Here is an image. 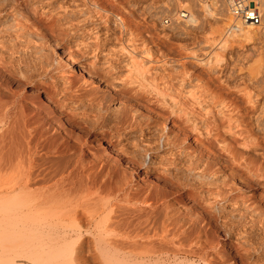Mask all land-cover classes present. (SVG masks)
Wrapping results in <instances>:
<instances>
[{
    "label": "bare ground",
    "instance_id": "obj_1",
    "mask_svg": "<svg viewBox=\"0 0 264 264\" xmlns=\"http://www.w3.org/2000/svg\"><path fill=\"white\" fill-rule=\"evenodd\" d=\"M75 3L77 2L74 0H0V67L13 74H20L24 83L32 86L30 93L36 96L43 91L44 85H49L51 98L61 104V107L69 106L66 96L69 88L73 90L70 75L74 68L59 59L54 50L50 49L48 36L59 37L68 45L71 40L69 32L46 30L52 31L57 27L55 24H61L60 21L63 20L67 23L70 19L72 22ZM202 3L203 11L208 17H213V10H216L219 4L217 0H204ZM221 5L224 6L223 15L217 20L219 24L227 25L225 31L221 32L222 25L215 28L216 19L212 20L216 23L215 26L211 23L215 28L213 33L218 31L221 35V38L218 37L219 43L222 41L221 50L226 47L225 44L231 42L239 44L264 36V0H260L262 21L258 26L242 23L226 9L223 2ZM182 7V10H178V13L175 11L168 18L178 16L188 26L197 24L198 19L191 8L184 5ZM103 28L93 24L86 29L93 31L96 42L92 44L90 51L82 43L84 48L82 53L79 50L78 57L81 60L90 58L88 67L86 66L89 72L98 69V73L109 78V81L127 87L128 83L123 78L140 73L139 68H143L145 64L136 62V58L130 55L121 57L119 47L112 51L102 49L97 52L96 43L102 38L99 40L96 35ZM64 29H67V26ZM104 29L101 34L107 32V29ZM43 30L45 32H42ZM210 32L209 35L212 36L213 33L211 35ZM216 36L218 34L215 39ZM214 54L215 57L209 58L210 62L208 61L210 68L205 66L208 74L206 79L197 74L193 75L190 68H184L185 72L181 71L184 73L182 81L179 78L180 73V82L176 83L178 81L175 80L177 86L170 83L167 94L157 93L158 91L157 94L152 93L156 105L166 107L168 115L174 118L170 121V126L160 127L155 124L156 126L148 128L150 115L144 117L134 110L130 112L128 124H124L129 133L123 132L124 134L113 135L112 138L120 143L122 140L128 142L129 137L133 135L131 129H139L146 124L147 135L155 136L153 140L155 139L157 145L140 147L138 142L141 138H137L135 143L136 138L133 136L131 145L121 144V153L123 151V155H131L130 159L132 156L139 158L140 161L135 159L141 162L140 166L149 170L160 167L162 173L184 186H197L196 197L220 221L224 231L223 237L233 239V246L241 263L229 257L226 254L228 251L224 252L219 241L207 240L208 237L203 240L205 233L202 232L201 237L202 230H198L200 227H194L196 234L191 230L187 233L184 228L191 222V216L197 217L196 214L193 216L186 211L184 216L190 218L183 221L181 214H178L181 216L179 217L177 213L172 212L173 207H169L171 209L168 216L165 215L166 223L163 222L162 226H165L160 230L162 235L159 234L157 238L158 232L154 236V231L151 232L152 236L150 232H144L145 227L143 233H146V237L148 234L151 236L146 242L141 240L145 238L144 234L139 233L143 226L138 231L137 219L134 223V218L131 220L134 207L133 210L129 208L130 203L128 207L123 204L126 209L121 205L123 202L133 201L129 198L137 187L134 188L132 179H129L125 172L116 175L114 168L107 167L103 168L105 172L102 169L98 175L93 169L96 164L93 166L90 159L85 160L82 149H79L77 154H74L75 149L74 152L72 150L74 155L70 154L72 158L64 164L61 161L62 165L46 164L44 159V162H36L38 150H43V147L38 140L33 139V134L27 126L28 122L26 123L21 114L24 110L16 107L14 101L6 104L0 100V264H166V253L168 264H264V238L257 232L254 233L252 228L256 223L254 215L257 210L254 211V205L249 206L241 202V197L231 198V188L226 186L230 184L223 176L224 167H233L235 172H239L237 174H245L257 181L264 179V62L249 70V78L245 76L243 80L233 84L226 75L227 66L226 61L223 62L222 53L219 55L214 51ZM187 57L194 59L192 55ZM211 62L214 67H211ZM172 63L175 64L173 61ZM22 69L28 73L22 72ZM246 80L252 83L247 84ZM135 88L136 91L139 90V87ZM140 90L142 91L141 88ZM148 93L152 95L151 92ZM74 104L75 102L71 106ZM114 113L119 112L114 110ZM144 130L141 128L140 132ZM191 143L195 147H191ZM253 150L258 152V156H252L253 153L250 155ZM146 151L149 152L148 155L145 154ZM59 152L56 147L46 151L54 154ZM220 160H224L223 165L219 163ZM261 184L264 187V182ZM231 205L232 208L242 211L240 213L237 209L238 217L232 214L234 212L227 211ZM246 218L251 222L247 224L250 227L246 225ZM140 219L139 217V221ZM243 221L246 223L243 224ZM194 222L191 225L195 224ZM191 225L189 226L193 231ZM165 244H168V247Z\"/></svg>",
    "mask_w": 264,
    "mask_h": 264
},
{
    "label": "rangeland",
    "instance_id": "obj_2",
    "mask_svg": "<svg viewBox=\"0 0 264 264\" xmlns=\"http://www.w3.org/2000/svg\"><path fill=\"white\" fill-rule=\"evenodd\" d=\"M74 1L77 3H75V8H74L75 13L72 17L73 21L70 22V19L68 21L70 25L68 24V22L67 23L65 22L66 20L65 21L63 20L60 21L61 24L57 22V24H55L57 25V27H55L52 31L46 30V32H69V36L71 40L69 41V45L66 44V42H64L61 38L51 35L48 36L49 38L48 41H49V46L51 47L50 49L54 50L57 57L59 59L68 62L74 68V70L70 75L71 76L70 78L72 79L71 82L73 83L71 84V86H73V90L72 88H69L70 90L69 92H67V96H66V101L69 99L67 103L69 104L70 108L68 105H66V107L65 105H63L64 107H61V104L57 103L55 99L51 98L52 96L49 94L50 91L49 85L47 84L44 85L43 91L39 95L37 94L36 96V94L34 95L30 93V89L32 88V86L30 84H25L23 81L24 79L20 77V74L18 73L13 74L9 70L7 71L0 67V100L2 101L0 102L10 103L14 101L16 103V107L21 109V111L24 110L22 113L21 112L20 113L23 115V118L26 119V123L28 122L27 126L30 132L33 134L32 135L34 137L33 139L38 140L41 143V146L43 147V150L40 148L38 150L39 151L38 153L40 155L37 154L36 157L38 158L36 159L37 160L36 162L40 163L42 161L44 162L45 160L46 164L53 163L57 165H62L65 163V161H69L72 158L70 157L71 155L79 153L80 152L79 149H82L81 153L86 156V157L84 156L85 160L89 161L90 159V161L93 163V166L96 164V166H94L93 169L98 175L100 174V171L103 168L106 169L107 167H112L116 171V172L114 171V174L117 175L119 172H120L119 174H121L122 171L125 172L128 178L132 179L134 188L137 186L136 187L137 189L135 188V190L132 191L133 192L131 193L132 195L130 194L131 196L129 199L133 201H129L127 203L123 202L121 203V205L123 208H125L124 205H127L126 207H128L131 204L129 208H131L132 210L134 207L133 211L135 212H133L132 210L131 211L135 215H133V213L131 212L132 215L131 220L134 218L132 220L133 222L134 220L136 221L137 219L138 231L141 230L143 226L141 231L142 233L139 232L141 235L143 234L145 235L146 233L149 232L152 235L154 231H155L154 236L158 232L156 235L157 238L159 234L162 235V231L160 230L162 227L164 228L165 225L164 226L162 225L166 223L165 220L166 217L168 216L169 209L173 207L172 212L177 213V215L181 214V216L184 217L183 221H185V219L186 221H188L187 219L190 218L184 216L186 211L190 212L192 215L196 214L195 216L198 217V218L197 217L192 218L191 216L190 218L192 219L191 222L187 223L186 228H184L185 230H187V233L189 230H191L192 233L194 232L196 234L195 232L196 229L200 227L198 228V230L200 231L202 230L200 232V235L203 232L205 233L204 235L202 233L204 238L208 237V239L202 238L203 240L207 239V240L219 241L222 244L221 246L224 252L226 253L228 251L226 254H228L229 257H231L237 263H241V259L237 255L238 252H236V249H234L235 247L233 246L234 245L233 239H228L223 237L224 231L223 229H221L220 221H218L216 217L213 215V213L211 214L206 209L203 202L196 197L198 190L197 186H195L197 189H194L195 188L194 186L193 187L191 186L192 189L187 185H185L186 186L185 187L184 184L182 185L180 184V182H175L172 179H170L166 174L162 173L160 171V167L158 168V166H156L152 170H149L148 168H145L142 165L140 166L141 162L139 163L140 161L139 158L136 157L132 158L133 157L132 156L130 159L129 156L131 155L126 154L125 156V154L124 155L122 154L124 153L123 151L121 153L122 149H120V147L125 144L131 145L133 142L131 141V138L133 136L134 138H136L135 143H137L138 141L137 138H141L139 139L140 141L138 142V146L140 147H143L144 145L145 146L157 145L155 139L153 140L155 136H152L150 134H148L149 136L147 135L146 126H145L146 124L144 125V127L143 125L142 127H139V129L138 127L135 128L136 130L131 129L132 132L131 131L130 132L133 133V135L129 137L130 138L128 141L129 143L124 140H122L123 142L121 141L120 143L117 139L112 138V136L119 135L120 133L124 134L125 132L129 133L127 132L128 130H126L124 126L127 125L128 124L127 122L130 121L129 119L131 115L130 112H133L134 110L137 111L138 114L140 113L144 115V117L145 116L148 117L150 115L149 119L151 120V122L147 121L148 128L154 127L156 125H159L160 127L164 125L170 126L171 125L170 121H172L174 118L168 115V109L166 107H159L158 105H156V101L154 99L155 97L153 94H157V93L167 94L168 85L170 87V83H172L171 85H174L182 81L183 79L182 76L184 75V73L182 72H185L183 70L184 68L185 70L190 68L191 70L190 69L189 70L191 71L192 74L194 73L193 75L197 74V76L206 79L208 77L206 70L207 68H210V63H209L210 59L211 57L212 58L215 57L214 51L216 54L219 53V55L222 53L221 55H223V59H224L223 62L225 63L226 61V66H227L226 75L231 83L233 82L234 84L240 82L239 80L241 79L243 80L245 76L248 77V73L250 69L256 67L257 64L259 65L260 63L264 62V36L258 37L255 41H242L239 44L238 42H231L230 44L229 43L225 44L226 46L224 48L225 50L222 49L224 50L222 52L220 48L222 41L221 43H219L220 39L218 38V37L221 38V35H219L216 29L215 31L217 32L214 33L215 35L218 34V36H216L215 39V35L213 33V29L217 28V26L219 27L222 25V27H220L222 28L221 29L222 31L219 30L218 28V30L221 32H224L225 31L224 29H226L227 27V25H224L222 23L219 24L218 23L219 21L217 20L221 15H223V11H224V6L221 5L222 2H220L221 0L220 1L217 0V4L218 3L219 4L215 8L216 10H213L215 11L214 16H216V17L213 16L214 18L212 16L208 17V15L203 11L202 2L204 0H74ZM178 5H180L181 7H178ZM183 5L191 8L194 14H196L195 16L198 19V21L197 24H195L194 26H188L187 24L183 23L182 19H179L178 17H174L168 21V16L174 14L175 11L176 13H178V10H182L180 8H183L182 7ZM214 19H216V21H214ZM212 20L217 24L214 23ZM211 23L213 25L216 24V26L214 25L215 28H213ZM93 24H97L101 28L104 27L107 29L106 33L101 34L105 30L103 28L102 31H100L96 35L99 36V40L102 38L101 41H98L96 43L97 52L102 49H106V50L111 49L109 51H112V49H116L117 47H119L123 49V50L120 49L121 57L123 56L126 57L127 55H130L136 58L135 59L136 62L141 64L143 63L142 65L145 64L143 68L142 67L139 68L140 73L126 77L124 76L125 78H123V80L125 79L124 81L128 83L129 88L128 86L127 87L122 86L124 88L123 89L121 86H119L118 82H115V84L117 83L115 86L114 82L109 81V78L104 77L103 75L100 74V72L98 73L99 71L98 69L93 70L95 72H89V70L87 69L88 67L87 63L88 61H90V58L86 57L85 60L79 59L78 56H80V51L82 53L83 48L86 46H87L86 48H88V50L90 51L92 48V44L96 42L94 36L92 35L93 31H89V30L86 31V29ZM58 25L61 27V30H59ZM66 26L67 29H64L66 28ZM42 32H45V30H43ZM209 32L211 35L213 33L212 36L214 38L209 35ZM210 37L213 39H211ZM214 39L217 41H215ZM69 47L71 49H69ZM189 55L194 56V59L192 60L188 59L187 56ZM172 61L175 62V64L172 63ZM212 63L213 62H211V65ZM214 66L215 65H212L211 67ZM170 68H172V70ZM142 71L144 74L142 73ZM22 72L28 73V71L26 70H23ZM154 74L155 75L157 74L159 76L157 75L155 76ZM152 76H155L156 78L155 77L153 78ZM168 76H170L169 77L170 79L168 78ZM178 77L181 78V80ZM257 77H259V75ZM169 80L170 81L173 80V81L170 82ZM175 80L178 82L175 83ZM247 82H248L247 84L252 83L250 81ZM251 85L250 87H252ZM135 87L137 88L139 87V90L136 91L137 89ZM140 88L142 89V91L140 90ZM171 88L173 87L171 86ZM146 90L147 93H145ZM156 91L158 92L156 93ZM148 92H151V94L152 93L153 94L150 96V93ZM70 97L75 102L74 104L75 106L74 105L71 106V104L74 102L70 99ZM76 99L80 103L78 101H75ZM84 102L86 105L84 104ZM114 110H116L117 113L118 112L119 113L115 114ZM113 113L117 115V117L114 116ZM141 128H144L145 132L144 131L140 132ZM135 134H138L137 135L138 137ZM51 146L56 147L60 152L55 154L46 153L47 150L52 149ZM191 147H195V146L191 143ZM74 149L76 152L73 154ZM129 149L131 148L129 147ZM256 152L257 151L253 150L252 152H250V155L253 153L252 156L255 155L258 156ZM147 153L149 152L146 151L145 154ZM63 155L65 156V158ZM96 156L99 159H97ZM135 158L139 161H137ZM53 161H55L56 163H54ZM57 161H59V163L61 161L63 162H61L62 164L61 163L59 164ZM219 163L223 165L224 160L222 161L220 160ZM105 169H103L104 172ZM234 169L235 168L233 167L232 168L224 167V175H223L225 176L226 182L230 184L226 186H228V188H231L229 189L231 193V198L241 197L240 198L241 202L243 201L246 203V205L249 206L254 205L255 208L254 211L257 210L255 211V215H254V218L256 219L254 221H256V223L254 225L255 228L254 227L252 228L255 231L254 233L257 232V234L261 235L264 238V226H263L264 225V187L261 184L264 182L263 181L264 179L261 178L258 179L259 181H257L254 178L251 179L249 176L245 174L242 173L237 174L239 172H235L236 170ZM259 183L261 185H259ZM237 209L239 208H234V207L232 208L231 205L229 206V208H227V211L234 212L232 214L238 217L239 216L238 213L239 212L241 213L242 211L240 209H239L240 211ZM192 211L194 213H192ZM165 215L167 216L165 217ZM139 217L141 218L140 221H139ZM247 219L248 218H246L245 221H247L248 223H246L245 221H243L242 223L243 224L246 223V225L250 224L251 222ZM146 220L147 222H145ZM194 220L196 221L194 222ZM193 222L196 225L195 224H193L194 226L191 225V223ZM260 222H262L263 224ZM140 223L142 224L146 223L145 224L146 226ZM189 225L193 227V231ZM145 227H146L145 229L146 231L144 230ZM187 227L190 229H187ZM247 227L250 226L247 225ZM143 230L146 233H143ZM146 236L147 235H145V238L141 240L145 242L148 241L147 238L148 237L150 238V236L149 234L148 237ZM165 246L168 247V244L167 245L165 244ZM164 257L165 259H167L165 260V263L168 264V253H166V256Z\"/></svg>",
    "mask_w": 264,
    "mask_h": 264
},
{
    "label": "built area",
    "instance_id": "obj_3",
    "mask_svg": "<svg viewBox=\"0 0 264 264\" xmlns=\"http://www.w3.org/2000/svg\"><path fill=\"white\" fill-rule=\"evenodd\" d=\"M222 2L224 3L226 9L231 12L233 16L242 23L250 24L253 26L260 25L262 21L260 0H222ZM174 17L175 16L171 18ZM171 18H168V21Z\"/></svg>",
    "mask_w": 264,
    "mask_h": 264
}]
</instances>
